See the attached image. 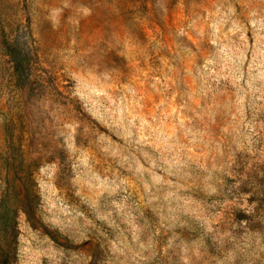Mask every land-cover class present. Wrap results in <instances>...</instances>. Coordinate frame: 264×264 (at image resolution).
I'll list each match as a JSON object with an SVG mask.
<instances>
[{
    "label": "rangeland",
    "instance_id": "1",
    "mask_svg": "<svg viewBox=\"0 0 264 264\" xmlns=\"http://www.w3.org/2000/svg\"><path fill=\"white\" fill-rule=\"evenodd\" d=\"M0 264H264V0H0Z\"/></svg>",
    "mask_w": 264,
    "mask_h": 264
}]
</instances>
